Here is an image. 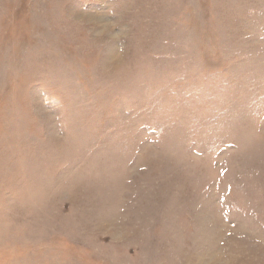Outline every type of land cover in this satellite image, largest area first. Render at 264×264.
Masks as SVG:
<instances>
[{"label":"rangeland","instance_id":"obj_1","mask_svg":"<svg viewBox=\"0 0 264 264\" xmlns=\"http://www.w3.org/2000/svg\"><path fill=\"white\" fill-rule=\"evenodd\" d=\"M0 264H264V0H0Z\"/></svg>","mask_w":264,"mask_h":264}]
</instances>
